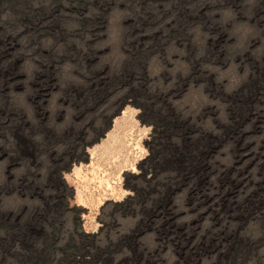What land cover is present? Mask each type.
<instances>
[{
    "label": "rangeland",
    "instance_id": "rangeland-1",
    "mask_svg": "<svg viewBox=\"0 0 264 264\" xmlns=\"http://www.w3.org/2000/svg\"><path fill=\"white\" fill-rule=\"evenodd\" d=\"M0 264H264V0H0Z\"/></svg>",
    "mask_w": 264,
    "mask_h": 264
}]
</instances>
